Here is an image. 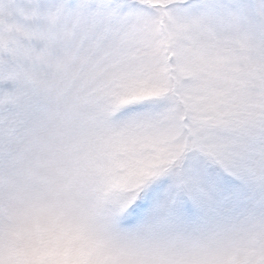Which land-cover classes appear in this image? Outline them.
<instances>
[{
	"label": "snow or ice",
	"instance_id": "snow-or-ice-1",
	"mask_svg": "<svg viewBox=\"0 0 264 264\" xmlns=\"http://www.w3.org/2000/svg\"><path fill=\"white\" fill-rule=\"evenodd\" d=\"M0 264H264V0H0Z\"/></svg>",
	"mask_w": 264,
	"mask_h": 264
}]
</instances>
